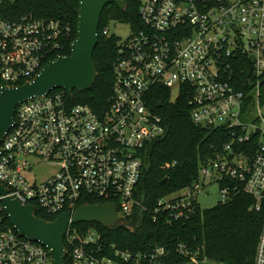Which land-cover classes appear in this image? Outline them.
I'll use <instances>...</instances> for the list:
<instances>
[{
	"label": "built area",
	"instance_id": "2783aa9c",
	"mask_svg": "<svg viewBox=\"0 0 264 264\" xmlns=\"http://www.w3.org/2000/svg\"><path fill=\"white\" fill-rule=\"evenodd\" d=\"M135 2L139 26L130 25L131 35L117 43L102 115L71 105L63 90L16 107L0 144L6 197L55 219L93 199L114 204L121 223L140 221L146 211L138 193L142 151L165 133L149 103L159 88L170 92V102L185 95L192 124L214 132L216 144L199 163L196 181L157 201L148 213L153 222L170 226L192 219L200 207L197 196L211 183L219 185L220 203L241 191L255 202L249 210L259 211L264 204V0ZM70 32L69 24L57 19L0 15V89L31 81L62 56ZM102 33L109 36L108 27ZM39 165L55 171L38 181L32 174ZM0 205L4 212L1 197ZM63 245L69 264H226L181 241L173 252L155 246L133 253L108 245L96 228L71 224ZM0 264H52V259L46 247L20 238L0 218ZM252 264H264V226Z\"/></svg>",
	"mask_w": 264,
	"mask_h": 264
},
{
	"label": "trees",
	"instance_id": "16d2710c",
	"mask_svg": "<svg viewBox=\"0 0 264 264\" xmlns=\"http://www.w3.org/2000/svg\"><path fill=\"white\" fill-rule=\"evenodd\" d=\"M127 8L119 10L115 5H107L98 28V43L93 53V63L97 74L93 87L85 92L73 91L71 105L88 106L97 115L107 109V100L112 86V64L118 39L104 36L103 30L111 21H119L139 26L138 6L135 0H125ZM79 0H0V15L14 19L21 15H32L37 19H57L70 26V38L60 52L70 55V43L76 37ZM23 85V84H20ZM55 91H61L56 89ZM67 100V99H66ZM151 109L161 118L165 133L142 151V174L138 183V193L142 199L145 215L142 219L123 220L121 225L111 229L95 223L76 225L83 229L96 228L104 234L106 243L116 244L119 249L133 253H148L155 246H165L172 252L178 241L192 248H201L209 259L226 264H252L255 250L264 226V204L259 211H250L253 199L241 191L231 193L225 203H218L209 209H196L195 216L184 223L164 225L153 222L148 214L159 199L174 194L190 186L197 180L199 163L211 154L210 146L215 145L214 132L195 127L190 119L187 97L180 94L170 102V92L155 88L149 95ZM162 103L160 109L157 105ZM166 165H170L166 168ZM165 182L160 185V182ZM97 201L87 199L78 205H95ZM1 207V205H0ZM38 218L53 221L40 211ZM0 218L10 225L4 212ZM124 227L132 228V232ZM65 264L68 258L64 259Z\"/></svg>",
	"mask_w": 264,
	"mask_h": 264
},
{
	"label": "water",
	"instance_id": "95a60500",
	"mask_svg": "<svg viewBox=\"0 0 264 264\" xmlns=\"http://www.w3.org/2000/svg\"><path fill=\"white\" fill-rule=\"evenodd\" d=\"M110 4L121 11L127 8L125 0H79L76 37L70 45V55L48 62L31 81L23 85L0 89V144L13 125L15 109L19 104L56 89L63 90L73 102V91L82 93L93 87L97 77L93 53L98 43V28L102 12ZM161 107L162 103H159L157 108ZM164 182L165 179L160 185ZM6 194L7 191L0 185L1 202L10 224L20 238L46 247L51 253L52 264H65L63 237L70 224L95 223L105 229L121 225L112 203L83 205L72 215L60 214L54 221H47L36 216L35 207L22 205L6 197ZM124 228L132 232V228Z\"/></svg>",
	"mask_w": 264,
	"mask_h": 264
},
{
	"label": "rangeland",
	"instance_id": "374dc122",
	"mask_svg": "<svg viewBox=\"0 0 264 264\" xmlns=\"http://www.w3.org/2000/svg\"><path fill=\"white\" fill-rule=\"evenodd\" d=\"M108 29L109 36L117 38L118 42L125 41L131 35V26L128 23L111 21ZM54 171V168L39 165L35 167L32 176L37 177L38 181H43L54 173ZM178 194L173 196H178ZM220 201L221 196L219 193V185L217 183L207 185L202 193L197 196V202L202 209L215 207Z\"/></svg>",
	"mask_w": 264,
	"mask_h": 264
},
{
	"label": "flooded vegetation",
	"instance_id": "af4514ba",
	"mask_svg": "<svg viewBox=\"0 0 264 264\" xmlns=\"http://www.w3.org/2000/svg\"><path fill=\"white\" fill-rule=\"evenodd\" d=\"M131 228V227H130Z\"/></svg>",
	"mask_w": 264,
	"mask_h": 264
}]
</instances>
